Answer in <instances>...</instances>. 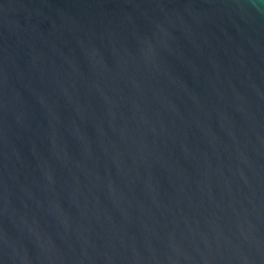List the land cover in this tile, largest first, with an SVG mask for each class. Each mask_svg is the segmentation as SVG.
I'll list each match as a JSON object with an SVG mask.
<instances>
[{
	"label": "water",
	"instance_id": "obj_1",
	"mask_svg": "<svg viewBox=\"0 0 264 264\" xmlns=\"http://www.w3.org/2000/svg\"><path fill=\"white\" fill-rule=\"evenodd\" d=\"M0 264H264V0H0Z\"/></svg>",
	"mask_w": 264,
	"mask_h": 264
}]
</instances>
